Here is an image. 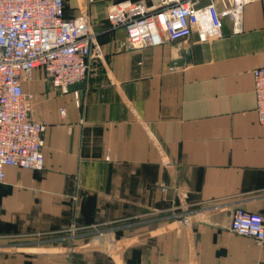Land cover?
<instances>
[{"label": "crops", "instance_id": "crops-1", "mask_svg": "<svg viewBox=\"0 0 264 264\" xmlns=\"http://www.w3.org/2000/svg\"><path fill=\"white\" fill-rule=\"evenodd\" d=\"M122 1L65 0L67 18L90 17L103 52L87 81L62 93L35 71L24 83L47 124L45 167L6 168L0 264H264V243L230 230L239 207L264 216L253 78L264 0L245 7L241 32L223 17L208 41L141 49L109 28Z\"/></svg>", "mask_w": 264, "mask_h": 264}, {"label": "built area", "instance_id": "built-area-1", "mask_svg": "<svg viewBox=\"0 0 264 264\" xmlns=\"http://www.w3.org/2000/svg\"><path fill=\"white\" fill-rule=\"evenodd\" d=\"M142 0L112 4L106 19L110 30L124 29L122 47L141 49L167 41L200 42L221 35L228 17L235 33L243 29L245 7L257 0ZM221 6L222 9H219ZM97 32L87 14L66 17L65 0H0V184L6 168L42 171L45 167L44 121L33 118L37 95L25 81L42 71L53 87L68 93L87 81L95 60H103ZM257 115L264 126V67L253 71ZM61 116L66 110H60ZM232 233L264 243V216L241 207L234 212Z\"/></svg>", "mask_w": 264, "mask_h": 264}]
</instances>
